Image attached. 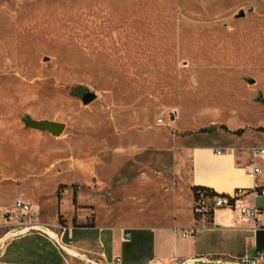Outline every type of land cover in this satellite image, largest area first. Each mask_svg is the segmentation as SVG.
<instances>
[{"label":"rangeland","instance_id":"rangeland-1","mask_svg":"<svg viewBox=\"0 0 264 264\" xmlns=\"http://www.w3.org/2000/svg\"><path fill=\"white\" fill-rule=\"evenodd\" d=\"M87 89L96 98L83 104ZM262 98L264 0H0L1 205L23 198L63 245L73 217L183 219L195 200L175 169L189 167L180 137L260 131ZM25 116L65 127L53 136ZM216 263L231 264H169Z\"/></svg>","mask_w":264,"mask_h":264},{"label":"crops","instance_id":"crops-1","mask_svg":"<svg viewBox=\"0 0 264 264\" xmlns=\"http://www.w3.org/2000/svg\"><path fill=\"white\" fill-rule=\"evenodd\" d=\"M209 133L194 141L188 139L190 134L180 137L179 153L189 167L175 169L182 173L189 191L192 186H204L219 194H232L243 188L241 203L264 208V196L254 194L256 187L264 186V158L255 161L263 169L262 174L255 177L248 174L249 148L264 146V131L250 134L244 131L240 135L224 130ZM218 149L221 153L216 152ZM12 203L1 205L0 202V264H80L81 252L98 255L101 262L116 264L231 261L257 250L264 252V215L256 219L243 217L227 207L216 208L205 219L195 217L193 210H188L183 219L165 225L129 228L78 224L73 217L72 226L64 227V245L37 232L2 240L7 231L4 214ZM189 228H196L195 232L183 237L182 231ZM257 264H264V258Z\"/></svg>","mask_w":264,"mask_h":264},{"label":"built area","instance_id":"built-area-1","mask_svg":"<svg viewBox=\"0 0 264 264\" xmlns=\"http://www.w3.org/2000/svg\"><path fill=\"white\" fill-rule=\"evenodd\" d=\"M167 118L169 121H173L175 118L174 111L167 112ZM159 123H163V117L158 118ZM217 153H221L218 149ZM250 153V169L248 174L251 177L262 174L263 169L255 164V161L259 158H264V146L253 145L249 148ZM245 193L243 188H238L232 194H219L215 193L211 196H203L195 201L193 206V213L195 217L207 218L218 207H227L237 211L241 216L256 219L258 215H264V208L256 206H247L240 202L242 195ZM254 194L264 196V186H258L254 189ZM5 225L7 231L5 232V240L10 237H17L22 234L37 232L47 236L55 243H59V240L53 232L49 231L47 225L41 223L38 219V211L31 204L25 201L21 197L15 198L11 208L4 214ZM258 224H256V227ZM196 228H189L183 230L181 235L183 237L190 236L195 232ZM264 258V252L257 250L252 255L243 254L238 258H234L231 261H225V263L231 264H257ZM119 258H117V261ZM221 263V262H220Z\"/></svg>","mask_w":264,"mask_h":264},{"label":"water","instance_id":"water-1","mask_svg":"<svg viewBox=\"0 0 264 264\" xmlns=\"http://www.w3.org/2000/svg\"><path fill=\"white\" fill-rule=\"evenodd\" d=\"M251 10V9H250ZM245 12L240 10L238 13L239 17H243ZM96 98V93L91 90L82 91L80 94V99L83 104H88ZM264 103V98H262ZM23 123L25 127L39 130L41 132H48L53 136H58L63 131L65 124L62 121L52 120V119H35L30 116H25L23 118Z\"/></svg>","mask_w":264,"mask_h":264},{"label":"trees","instance_id":"trees-1","mask_svg":"<svg viewBox=\"0 0 264 264\" xmlns=\"http://www.w3.org/2000/svg\"><path fill=\"white\" fill-rule=\"evenodd\" d=\"M213 130H215V127H208V128L202 129L201 132H206V131L211 132ZM258 130L264 131V127H260ZM242 132H243L242 128H238V129L232 131V133L237 134V135L242 134ZM58 187L61 188V187H63V185L60 184ZM191 190H192L193 198L195 201L200 197V195L211 196V195L216 193L213 189H211L209 187H204V186H192ZM60 196H61V193L57 192L58 201L60 199ZM73 200L75 201V196H73ZM58 218L60 219V215H58ZM216 264H220V263H216Z\"/></svg>","mask_w":264,"mask_h":264}]
</instances>
